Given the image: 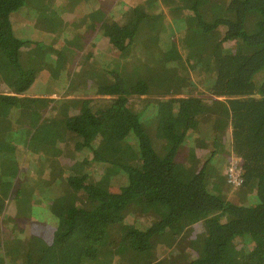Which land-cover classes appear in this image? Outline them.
<instances>
[{
    "label": "trees",
    "instance_id": "16d2710c",
    "mask_svg": "<svg viewBox=\"0 0 264 264\" xmlns=\"http://www.w3.org/2000/svg\"><path fill=\"white\" fill-rule=\"evenodd\" d=\"M73 1L78 12L54 22L58 47L83 22L113 57L87 59L96 44L85 33L66 71L95 65L93 83L113 98L84 97L81 74L51 98L23 58L45 62L48 39H20L12 17L26 0H0V248L5 180L50 130L55 158L40 183L66 187L54 229L16 241L0 264H264V0ZM230 154L239 184L228 182Z\"/></svg>",
    "mask_w": 264,
    "mask_h": 264
},
{
    "label": "rangeland",
    "instance_id": "374dc122",
    "mask_svg": "<svg viewBox=\"0 0 264 264\" xmlns=\"http://www.w3.org/2000/svg\"><path fill=\"white\" fill-rule=\"evenodd\" d=\"M77 3V1L74 2L73 0H26V5L12 17V23L18 37L22 40L31 41L47 38V44L50 45H47V47L45 48V51L48 52V54L45 62H43L42 64H40V62L39 64H37L38 58L33 56V54H29L28 52L23 54V58L31 65H35L34 67L39 70L41 77L48 80L46 82H48V86L50 87V89L45 87V92L47 91V89H54L55 91L53 93L54 95H52L51 98H62V95L57 94H61L62 91L71 89L73 87L74 79L79 77L80 74L83 77L86 76V79L88 81L87 83L89 84L86 89L92 91V95L84 97L92 99L113 98L108 96H101V94H99L101 88H97V82H95V84L93 83V78L96 77L98 73L97 67L95 65L84 64L80 65V70L71 73H68L66 71V69H69L71 67L72 62L75 60L77 49L84 42L85 33L89 34L90 31L85 32V23L81 22L80 30L82 31L76 29L71 32L73 35V39L67 34L65 37V47L59 48L56 42H60L61 40H63V36L58 33V30L61 29L62 25L60 22L58 24L60 25V27L58 28L57 22H54L58 21L59 17L63 14H70L73 10L74 13H76L78 6ZM34 13L40 14L37 16L38 21L33 25H29L31 23L30 17H33ZM53 23L54 25H56L55 27L53 26ZM70 25L71 24H68L67 26L70 27ZM52 29L56 30V32L53 35H49V32ZM43 32H47L48 35L44 37L42 34ZM94 35H98V40L91 41L90 43L95 42L96 47H93L91 49L93 51L89 54V58L87 59H97L100 56V60L108 62V65L110 63L109 60H112L113 57L112 55H110L112 54L113 48L110 46V44L107 45V43H102L103 36H101L102 34L98 33V31L93 32L91 34V37ZM34 49H37V47L35 46ZM96 49H98L97 57L94 54V50ZM99 65H102V63H100ZM50 73L54 74L56 81L52 82L50 80ZM107 81L110 80L108 78H106V80L102 77L98 78L99 83ZM71 97H80V95H73ZM145 97L151 98V96H142L140 98ZM65 98H70V96H65ZM47 121L48 120H46V122ZM54 136L55 135H52V130H50L48 133L41 135L39 139L35 140L34 143L31 144L32 150L28 156V163L31 164L28 167H23V164H21L20 167L24 173L22 174L21 172L15 178L10 179L8 177L5 180L7 184L5 185V189H7L8 186L10 187V189H8L9 192L7 195L6 193H4V196H6L4 197V211L6 215H8L13 221H11V223H5V225L2 224V240H4V243H12L24 238L31 237L33 236L34 232L37 231H43L44 233L42 234L46 235L49 234L52 229H54V224L52 223V221L57 217L56 209H61V206L63 205V202L65 200L63 198H59L57 200L58 197L56 196L64 193V189L66 187L63 183L55 186H49L47 183H40L42 173H44L50 167L53 159L55 158L50 150V146L52 143L51 141H53ZM12 146L16 149L19 148V142L17 143L16 141H14ZM60 150L61 149L59 148V153L56 155V158L58 160L62 157V153H60ZM11 153H14V151L9 152V154ZM2 156L4 158L6 157L5 155ZM65 156L66 153L63 152V157ZM229 156L230 159L234 158L233 154H230ZM78 163L80 164L81 162ZM78 163L76 168L78 173H80L79 171L81 167H79ZM92 168L96 171V168L92 166L89 167V170ZM21 174L23 177L20 176ZM0 181L2 183V181H4V178L0 179ZM18 192L20 193L19 195ZM229 198L236 199L233 192L229 194ZM66 200H69V198L66 197ZM239 201H243L242 198H238L237 202ZM127 212H129V210ZM200 229V223L192 225L191 228L188 227L190 234L193 236L191 238H195L198 235ZM184 235L185 233L178 237V239L182 238ZM165 236L163 240L174 243V241H172L169 236ZM50 241L51 237H48L46 239V243H50ZM5 250L8 249L5 248ZM0 255L5 256V251L0 250ZM22 255L23 254H19L18 256L21 257Z\"/></svg>",
    "mask_w": 264,
    "mask_h": 264
},
{
    "label": "crops",
    "instance_id": "0c3cea01",
    "mask_svg": "<svg viewBox=\"0 0 264 264\" xmlns=\"http://www.w3.org/2000/svg\"><path fill=\"white\" fill-rule=\"evenodd\" d=\"M78 12V11H77ZM64 15V14H63ZM64 19L66 18V17H63ZM63 19V20H64ZM64 24V23H63ZM65 25V24H64ZM102 36V35H101ZM103 38V37H102ZM94 40H98V35H94V36H92L91 37V33H90V35H89V37H88V40H87V44L88 43H90L91 41H94ZM95 43V42H94ZM107 45H109V43H107ZM98 56V49H97V51H96V57ZM10 221H13L12 219H10ZM17 245V243H16V241L15 242H12V243H4L3 244V246L0 248V250H4L5 251V253H6V255H9V254H13L15 251H16V249L18 248V246H16ZM5 248H7L8 250H5Z\"/></svg>",
    "mask_w": 264,
    "mask_h": 264
},
{
    "label": "clouds",
    "instance_id": "9594fccd",
    "mask_svg": "<svg viewBox=\"0 0 264 264\" xmlns=\"http://www.w3.org/2000/svg\"><path fill=\"white\" fill-rule=\"evenodd\" d=\"M240 159L241 158L239 157H234V159L232 160L231 167L227 169L226 174L229 176V180H228L229 183L235 184L237 182L236 177L240 175L241 170L238 169L236 165L240 162Z\"/></svg>",
    "mask_w": 264,
    "mask_h": 264
},
{
    "label": "built area",
    "instance_id": "2783aa9c",
    "mask_svg": "<svg viewBox=\"0 0 264 264\" xmlns=\"http://www.w3.org/2000/svg\"><path fill=\"white\" fill-rule=\"evenodd\" d=\"M236 167H237V165H236ZM236 181H237L236 183L239 184V182H240V175L236 177Z\"/></svg>",
    "mask_w": 264,
    "mask_h": 264
}]
</instances>
